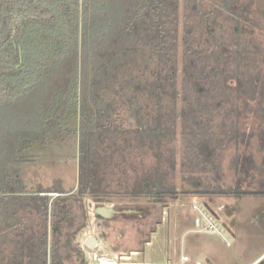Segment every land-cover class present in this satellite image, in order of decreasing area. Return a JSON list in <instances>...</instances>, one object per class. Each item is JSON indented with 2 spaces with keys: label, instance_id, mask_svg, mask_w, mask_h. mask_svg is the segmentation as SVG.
I'll return each mask as SVG.
<instances>
[{
  "label": "trees",
  "instance_id": "16d2710c",
  "mask_svg": "<svg viewBox=\"0 0 264 264\" xmlns=\"http://www.w3.org/2000/svg\"><path fill=\"white\" fill-rule=\"evenodd\" d=\"M245 7L244 0H0V264H64L63 225L78 203L72 237L85 226L86 196L100 203L114 193L155 206L178 192L179 176L193 195L264 196V56L245 32L254 24ZM246 109L259 117L248 135L253 153L239 151L251 145L240 123ZM72 125L76 188L27 184L22 145L56 142ZM228 144L234 186L219 175ZM244 172L255 188H240Z\"/></svg>",
  "mask_w": 264,
  "mask_h": 264
},
{
  "label": "rangeland",
  "instance_id": "374dc122",
  "mask_svg": "<svg viewBox=\"0 0 264 264\" xmlns=\"http://www.w3.org/2000/svg\"><path fill=\"white\" fill-rule=\"evenodd\" d=\"M244 4H246V10L243 13L252 19L251 23L254 21L252 25L247 22L249 25L245 26V32L247 37L255 39L258 45V54L262 57L264 56V0L256 2L244 0ZM4 17V23L7 24V16ZM17 52L19 50L15 51V56ZM19 65V61L13 63L12 70L17 71ZM242 114L245 118H242L240 123L243 124V129L246 131V141L251 145L242 146L239 144L241 147L239 151L247 150L249 153H253L255 149L252 147L256 146L257 142L255 137L248 135L259 125L258 113L254 109H246V112H242ZM261 128L264 130V122ZM77 140V132L72 125V129L56 142H49L47 145L38 141L24 143L20 151L22 178L32 187L50 186L59 180L62 187L75 189L78 176ZM233 148L232 144H228L226 149H222L223 158L219 175L224 186H234L237 178V173L231 162L234 155ZM248 165L246 164L244 167ZM249 174L241 173L243 178V183L240 184L241 189L255 188ZM113 177L117 178L118 174L115 173ZM176 182L178 192L173 196L166 197L155 206H151L152 204H149L146 198L132 199L128 196L110 194L109 200L105 198L106 200L100 203L111 205L117 210H125V213L113 215L110 219H97L93 214V207L97 202L86 196L81 204L83 203L86 209V223L91 227L85 230L80 229L78 235L72 237L82 215V210L78 207L79 204H75L72 215L63 225L64 237L59 243L64 263L71 264L75 260L80 263L82 259L85 260L82 245L78 246L82 256L78 254L75 246L80 242L79 238L81 240L83 237L91 235L98 240L100 251L103 253L114 255L132 252L134 253L133 257L140 260L163 262L170 259L173 264H179L181 253L197 255L189 248L186 249L184 242L188 238L199 237L204 239L205 245L210 247L213 254L210 256L204 253V250L198 252V256L207 264H210L209 261L213 264H253L254 260L264 251V196L250 194L236 198L232 195H193L187 192L189 184L181 181L180 176L176 178ZM194 199L203 205L206 204L213 211L219 212L221 218L218 222L223 234L230 241V245H226L216 234L191 231L194 228L192 217L197 216L196 211L192 208ZM131 210L133 212L128 215L126 212ZM261 219H263L262 225ZM223 224H234L233 233L229 231L228 226ZM69 235L71 238L66 240ZM195 260L197 259L191 257L185 264H194Z\"/></svg>",
  "mask_w": 264,
  "mask_h": 264
},
{
  "label": "built area",
  "instance_id": "2783aa9c",
  "mask_svg": "<svg viewBox=\"0 0 264 264\" xmlns=\"http://www.w3.org/2000/svg\"><path fill=\"white\" fill-rule=\"evenodd\" d=\"M192 208L196 211L197 216L194 218V228L191 231L195 233L216 234L226 243V245H230V241L223 234L218 219H216L200 201L194 199ZM81 245L85 257L84 264H173L170 259L163 262L140 260L133 257L134 253L132 252L128 254L120 253L109 255L100 251L99 244L94 248H90L84 243ZM189 260L190 258L188 254L181 253L179 264H185ZM194 264L207 263L201 259H197Z\"/></svg>",
  "mask_w": 264,
  "mask_h": 264
},
{
  "label": "crops",
  "instance_id": "0c3cea01",
  "mask_svg": "<svg viewBox=\"0 0 264 264\" xmlns=\"http://www.w3.org/2000/svg\"><path fill=\"white\" fill-rule=\"evenodd\" d=\"M45 187H47V186H45ZM41 194H44V193H41ZM48 195H50L51 196V198H53V197H55V195H56V193L55 192H51V193H48ZM81 219H82V215H81V217H80ZM81 221V220H80ZM80 221L78 222V224L80 223ZM192 221H193V223H194V218L192 217ZM261 225H262V223H263V219H261ZM88 226H90L91 227V225H89V224H85V226L82 228L83 230H85ZM224 226H228L227 228L229 229V231L231 232V233H233V230H234V228H235V226H234V224H229V225H225L224 224ZM78 235V234H77ZM86 235V234H85ZM80 237V236H79ZM87 237V236H86ZM86 237H83L81 240H80V238H79V240L78 241H80L79 243H77V245L78 246H81V244L82 243H84V240H85V238ZM204 239H200L199 237H191V238H188V239H186L185 240V245H186V249L187 248H189V250H191L193 253H196L197 255L195 256V255H189V258H191V257H193V258H195V259H201V257L200 256H198V252L200 251V250H204L203 252L204 253H206V254H208V255H210V256H213V254H212V252H211V250H210V247L208 246V245H205V242L203 241ZM201 254V253H200ZM264 256V251H263V253L259 256V257H257L256 258V260H254V262H253V264H255L261 257H263ZM213 260H214V258H212ZM207 260V259H206ZM64 261V260H63ZM207 261H209V260H207ZM209 263L210 264H213L211 261H209ZM65 264V263H64ZM71 264H80V263H78L76 260L75 261H73V263H71Z\"/></svg>",
  "mask_w": 264,
  "mask_h": 264
},
{
  "label": "water",
  "instance_id": "95a60500",
  "mask_svg": "<svg viewBox=\"0 0 264 264\" xmlns=\"http://www.w3.org/2000/svg\"><path fill=\"white\" fill-rule=\"evenodd\" d=\"M18 50H19V62H21L20 48H18ZM204 206L211 212V214L216 219H218V215H217V213L215 211H213L212 209L207 207L206 204H204ZM117 212H118V210L116 208H114L113 206L106 205V204H103V203H97L93 207V214L95 215V217L97 219H110ZM87 228L90 229V226H88ZM84 244L87 245L90 248H94L98 244V240L95 237H93L91 235H88L85 238V240H84Z\"/></svg>",
  "mask_w": 264,
  "mask_h": 264
},
{
  "label": "flooded vegetation",
  "instance_id": "af4514ba",
  "mask_svg": "<svg viewBox=\"0 0 264 264\" xmlns=\"http://www.w3.org/2000/svg\"><path fill=\"white\" fill-rule=\"evenodd\" d=\"M124 211H125V210H123V209H118V212L115 213L114 216H115V215H118V214H120V213L123 214V213H125ZM132 212H133V211L131 210L130 212H126V213H128V215H130ZM215 212H216V211H215ZM216 213H217V215H218V221H219V219L221 218V215L219 214V212H216ZM223 225H224V224H223Z\"/></svg>",
  "mask_w": 264,
  "mask_h": 264
}]
</instances>
